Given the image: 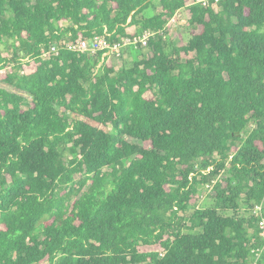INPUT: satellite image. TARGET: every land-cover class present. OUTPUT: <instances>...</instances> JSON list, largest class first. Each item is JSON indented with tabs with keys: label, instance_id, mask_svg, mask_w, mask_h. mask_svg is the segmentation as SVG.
Returning a JSON list of instances; mask_svg holds the SVG:
<instances>
[{
	"label": "trees",
	"instance_id": "trees-1",
	"mask_svg": "<svg viewBox=\"0 0 264 264\" xmlns=\"http://www.w3.org/2000/svg\"><path fill=\"white\" fill-rule=\"evenodd\" d=\"M7 62L0 264H264V0H0Z\"/></svg>",
	"mask_w": 264,
	"mask_h": 264
},
{
	"label": "built area",
	"instance_id": "built-area-1",
	"mask_svg": "<svg viewBox=\"0 0 264 264\" xmlns=\"http://www.w3.org/2000/svg\"><path fill=\"white\" fill-rule=\"evenodd\" d=\"M146 37L147 35H145L142 38H135L133 40H128L124 38L122 39V44L115 43L113 45H110L104 37L96 36L90 40H77L75 44H70L68 47L69 49L78 50L81 52H84V51L95 52L97 50L106 49L107 51L103 54V56H111L113 54L119 55L120 46L125 45V44H130V43L132 44L142 43L145 45ZM51 52H56V48L51 47L50 51H45V50L42 51V57H47L48 54ZM0 73H1V68H0ZM261 210H262V206L256 207V211H258V213H260ZM259 225L262 229V236L264 237V217L260 219Z\"/></svg>",
	"mask_w": 264,
	"mask_h": 264
},
{
	"label": "rangeland",
	"instance_id": "rangeland-1",
	"mask_svg": "<svg viewBox=\"0 0 264 264\" xmlns=\"http://www.w3.org/2000/svg\"><path fill=\"white\" fill-rule=\"evenodd\" d=\"M169 26V32H168V36L169 38H174L177 39L179 36L182 37L183 39L187 37L188 32H189V26L186 23L185 20V16L182 13H177L176 16L170 21V23L168 24ZM5 56L9 59L12 58V54L11 53H7L5 54ZM28 58H23V62L27 61ZM113 63L118 66L119 65V59L117 56L112 57ZM14 64L11 62H7L5 64L4 67H0L1 68V73L0 74H4L5 72H8L10 68H12ZM225 175L224 172H221V174L219 175V178H222ZM79 177H81V175H77L76 178L78 179ZM205 187V186H204ZM207 191L206 189L203 188V186L200 188V199L198 200V202L196 203L195 207L191 206V209L196 208V207H200L202 206V204L207 200Z\"/></svg>",
	"mask_w": 264,
	"mask_h": 264
}]
</instances>
